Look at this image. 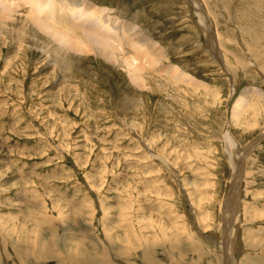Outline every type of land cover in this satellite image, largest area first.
I'll return each instance as SVG.
<instances>
[{"label": "rangeland", "instance_id": "374dc122", "mask_svg": "<svg viewBox=\"0 0 264 264\" xmlns=\"http://www.w3.org/2000/svg\"><path fill=\"white\" fill-rule=\"evenodd\" d=\"M88 2L138 27L164 50L159 66L177 67L186 82L148 64L137 86L125 65L58 49L24 17H34L29 5L5 24L0 264H225L229 131L240 152L255 145L227 257L264 264V110L257 128L231 115L248 88L264 92V0ZM136 47L124 54L141 63ZM190 76L200 85H188ZM258 106L253 98L248 110Z\"/></svg>", "mask_w": 264, "mask_h": 264}, {"label": "bare ground", "instance_id": "6f19581e", "mask_svg": "<svg viewBox=\"0 0 264 264\" xmlns=\"http://www.w3.org/2000/svg\"><path fill=\"white\" fill-rule=\"evenodd\" d=\"M27 5L30 6L31 16H34L32 18L25 15V12H22L25 11ZM199 5L200 4H198V6ZM34 11L37 14L32 13ZM22 13L28 21H32V24L41 34H44L49 38L48 40L51 39L54 41V43L57 44L58 49L78 53L87 49L88 51L95 52L101 58H105V60L110 63L122 66V68L125 65L126 68L129 69L130 80L137 84V86L139 84L145 86L146 78L144 76H150L149 73L151 67L152 69L156 67L157 72L166 73L168 76L170 75L177 83L186 82V74L184 75V73H181L180 69L178 70L177 67H168L164 70V68L159 66L160 62L165 57L163 53L164 50L162 51V49L153 41L146 40L145 36H143L139 29H137L138 27L133 26V24L127 25L125 21H119L117 19L110 21L109 18L106 17V12L103 8H96L92 3L88 2V0H0V29L2 27L7 29L8 27L4 26L5 24L16 23L17 17L23 15ZM124 22L126 24H124ZM124 45L128 47L129 45L132 47L137 46L136 48L143 55V57L139 56L143 58H139L142 62L140 63L137 59L124 54ZM133 57H137V55ZM216 59L220 60L221 58L216 56ZM148 64L151 66L148 67L149 69L146 68ZM193 83L200 85V83L196 82L193 77H188L187 84L192 85ZM253 98L258 99L260 107H253L251 110H248ZM259 108L264 110V92H262L261 89L248 88V90L244 91L242 97L237 101L231 114L232 120L235 123H238L243 120H248V118L251 117L250 121L252 122V126L257 128L259 126L257 115ZM225 142L227 151L233 159L235 180L231 186L233 187L231 192L229 191V197L226 199L223 206L224 226L222 230L223 241L221 243L223 251L225 249V254L227 253L225 256V264H231L232 258H228L227 256L229 254V257H231L230 254L232 255L237 247V244L235 243L236 241L233 239V232L236 231V223L240 213V184L242 181V173L244 172V160L246 155L252 151L255 144L252 145V148L248 146L245 151L240 152L241 148L230 131L225 135ZM204 189L206 192L205 195L208 196L213 187L207 185ZM209 198L210 197L205 200L208 202L210 200ZM215 199L217 198L214 197L213 201ZM211 202L209 201V203ZM206 204V202L202 204L204 209ZM203 208L200 212L204 211ZM193 209L196 210L194 205ZM204 212L206 213L205 222H207L205 229L207 228L209 230L210 224H208V221H210V216L212 217V214L208 217L207 214L210 211H207L206 209ZM192 215L194 216V211Z\"/></svg>", "mask_w": 264, "mask_h": 264}]
</instances>
